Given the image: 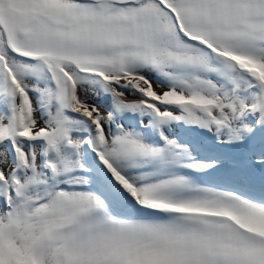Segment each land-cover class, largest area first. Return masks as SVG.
<instances>
[{
  "label": "rangeland",
  "instance_id": "rangeland-1",
  "mask_svg": "<svg viewBox=\"0 0 264 264\" xmlns=\"http://www.w3.org/2000/svg\"><path fill=\"white\" fill-rule=\"evenodd\" d=\"M164 1L178 9L179 24L156 0H0V264H229L211 263L209 253L264 264L254 258L264 256L262 246L230 240L223 247L215 235L117 216L89 188L105 179L101 157L133 198L230 207L264 231V204L227 203L231 190L211 185L194 189L187 169L221 172L226 162L198 158L185 140L190 133L209 138L211 150L235 158L248 145L253 153L264 146V0ZM105 71L141 73L123 92L144 97L125 100ZM71 78L86 87L77 102ZM147 82L160 88L158 98L145 93ZM80 104L94 110L87 115ZM93 152L99 157L92 160ZM257 171L264 183V156ZM32 201L39 206L31 209ZM75 220L79 242L66 258L61 244Z\"/></svg>",
  "mask_w": 264,
  "mask_h": 264
},
{
  "label": "bare ground",
  "instance_id": "bare-ground-1",
  "mask_svg": "<svg viewBox=\"0 0 264 264\" xmlns=\"http://www.w3.org/2000/svg\"><path fill=\"white\" fill-rule=\"evenodd\" d=\"M140 58V57H139ZM143 61V60H142ZM137 62V61H136ZM136 64V63H135ZM113 71V70H112ZM118 75V76H117ZM113 74L112 72H104L103 73V76H104V78H105V80H107V81H110V84L111 85H113V88H114V90H115V93L116 94H120V95H122L123 96V98L125 99V100H129L130 98H135L136 96H140V97H144L143 95H137V94H132V92H129V93H125V92H123V91H125V90H127V88H128V86L131 84V82L133 81V80H135V79H137L138 81H139V79L140 78H142L141 77V73H137V72H134V71H132V72H128L126 75H125V73H124V75L123 76H119V74ZM78 79V78H77ZM77 79H75V78H71V85H72V96H73V102H77L78 100V98L80 99L81 97L79 96V90L81 89V88H86L85 86L84 87H82V86H80L79 84H78V82H79V80H77ZM144 79V78H143ZM106 81V82H107ZM150 82V81H149ZM149 82H147V88H145L144 90H145V93L147 94V90L148 91H150V93H148V94H150L151 96H155V97H157V96H159V90H160V88L158 89V88H155V87H153L154 85L153 84H151V83H149ZM82 83H84V84H87V81H82ZM107 84V83H106ZM20 89V88H19ZM22 89V88H21ZM20 89V90H21ZM129 90V89H128ZM174 92H177V93H181V92H178L177 90H174V89H172ZM128 92V91H127ZM165 94V93H164ZM163 94V95H164ZM95 95V94H94ZM169 95H170V93H169ZM146 96V95H145ZM161 96V98H162V95H160ZM31 97V96H30ZM102 97V96H101ZM101 97H98V98H101ZM28 98H29V96H28ZM158 98V97H157ZM32 99V98H31ZM30 100V99H29ZM81 100V99H80ZM136 100V99H135ZM32 102V101H31ZM76 105H77V103H76ZM35 108V107H34ZM99 109V108H98ZM77 110L78 111H80V112H84V113H86L87 115L88 114H90L93 110H94V108L91 106V105H89V104H80V106H78L77 107ZM103 111V110H102ZM76 112V111H75ZM103 113V112H102ZM105 113V112H104ZM34 115H35V113H33ZM94 114V113H93ZM37 118H39V117H37ZM38 120V119H37ZM38 123V122H37ZM1 125V124H0ZM43 126V124L42 123H38V125H37V127L36 128H41ZM94 126H95V128H96V130H100L101 129V127H100V124L99 123H97V122H95V124H94ZM4 129V128H3ZM40 130V129H39ZM32 132V131H31ZM33 133V132H32ZM35 133V132H34ZM94 154V155H93ZM93 154H91V159L93 160V158H95V155L96 156H98L99 157V155H97L96 153H94L93 152ZM6 159V158H5ZM100 160H102L103 161V163H104V168H105V170L109 173V174H111L114 178H115V180L117 181V184L119 185V190L118 191H121V193H123V194H127L128 196H130L132 193H128L126 190H125V188L127 187V182L125 181V180H123V178L119 175V173L118 172H116L113 168H112V166L108 163V162H106L105 160H103L101 157H100ZM101 164H102V162H101ZM100 164V165H101ZM3 165L5 166V167H7V168H9V162L7 161V160H5L4 161V163H3ZM234 173H230L229 175L228 174H223L222 175V177H220L219 179H217V180H222V181H225V182H231V181H233V178H234V175H233ZM233 177V178H232ZM258 182H260L259 181V179H258ZM261 184H264L263 182L261 183ZM196 191V190H195ZM133 195V194H132ZM113 199H114V201L118 204L119 202L121 203L122 201H120V199L119 198H117L116 197V195H114L113 194ZM238 238H239V236L238 237H236V238H234L235 240L237 239L238 240ZM217 241L218 240H220L221 241V243H218L219 244V246H222V244H223V247H224V244H225V242L226 243H231V241H230V239H229V236H227V235H222V234H218L217 235ZM237 242V241H236ZM254 246H257L256 244L254 245ZM258 247V246H257ZM233 248V247H232ZM232 248H230L229 247V249H232ZM227 252H228V250H227ZM224 257V259H228L227 260V263H229V264H231V263H234V261H235V263H237V261H239V259H237V258H235V256L233 257H228L227 255L226 256H223ZM254 258H256V259H259V260H263L264 261V256H262L261 254H258L256 257H254ZM235 259V260H234ZM262 262V261H261ZM239 263V262H238ZM250 263H253L254 264V261H251ZM256 263V262H255ZM241 264V263H240ZM249 264V263H248Z\"/></svg>",
  "mask_w": 264,
  "mask_h": 264
},
{
  "label": "water",
  "instance_id": "water-1",
  "mask_svg": "<svg viewBox=\"0 0 264 264\" xmlns=\"http://www.w3.org/2000/svg\"><path fill=\"white\" fill-rule=\"evenodd\" d=\"M72 1H75V2H87V1H92V0H72ZM109 1H112V2H114V3H116V4H121V5H123V4H125V3H127L129 0H109ZM184 39L186 40V41H188V42H190L191 41V39H188V38H186V37H184ZM20 58H22L23 60H26V61H31L32 59L31 58H28V57H24V56H21V55H18ZM104 195H106L107 194V191L105 190V192L103 193Z\"/></svg>",
  "mask_w": 264,
  "mask_h": 264
}]
</instances>
